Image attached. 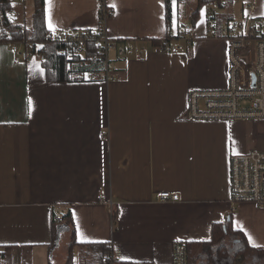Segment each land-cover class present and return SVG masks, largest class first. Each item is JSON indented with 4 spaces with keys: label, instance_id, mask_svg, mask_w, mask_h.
<instances>
[{
    "label": "crops",
    "instance_id": "0c3cea01",
    "mask_svg": "<svg viewBox=\"0 0 264 264\" xmlns=\"http://www.w3.org/2000/svg\"><path fill=\"white\" fill-rule=\"evenodd\" d=\"M105 1L108 36L132 46L113 53L118 81L49 82L21 42L0 44V264H66L74 239L79 264L94 261L93 244L112 245L123 264H173L176 243L211 241L230 216L249 247L264 249V208L232 203L230 189L231 156L264 151V120L187 116L192 90L227 85L222 28L264 20V0L210 3L195 23L173 0L170 29L166 0ZM99 8L100 0H45L47 30L96 31ZM188 24L190 46L159 49ZM163 192L180 200L161 202ZM69 211L68 252L63 242L54 251V215Z\"/></svg>",
    "mask_w": 264,
    "mask_h": 264
},
{
    "label": "built area",
    "instance_id": "2783aa9c",
    "mask_svg": "<svg viewBox=\"0 0 264 264\" xmlns=\"http://www.w3.org/2000/svg\"><path fill=\"white\" fill-rule=\"evenodd\" d=\"M255 8L254 4L249 6L250 12ZM112 15L113 10L107 6L106 1L100 0L99 28L96 31L48 32V39L65 45L66 48L57 53L71 60L74 55L86 56L87 45H94L98 48V60L104 64L103 70L94 73L95 80L106 83L118 81L120 73L111 52L118 57H124L132 50V46L128 40L115 41L108 36L106 24ZM208 22L210 26L216 23L213 18ZM192 31L193 26L186 25L179 34L160 41L159 49L165 52H179L181 43L191 45ZM221 36L227 41V85L218 89L192 90L187 116L194 121L264 120V20H233L222 28ZM26 56L41 62L45 59L43 54L32 50L27 51ZM230 189L232 203L253 204L264 208V151L253 150L231 156ZM100 199L107 201L106 195H101ZM159 200L179 201L180 195L163 192L159 195ZM109 204L112 206V203ZM102 264H122L112 245ZM173 264H188L186 243L175 244Z\"/></svg>",
    "mask_w": 264,
    "mask_h": 264
},
{
    "label": "trees",
    "instance_id": "16d2710c",
    "mask_svg": "<svg viewBox=\"0 0 264 264\" xmlns=\"http://www.w3.org/2000/svg\"><path fill=\"white\" fill-rule=\"evenodd\" d=\"M172 1L166 0V20L168 29L172 24ZM186 0H177L183 4ZM198 8L192 15V22L198 19L201 9L210 3H222L223 0H197ZM15 7L13 0H0V44L6 42H21L24 48L35 53L43 54L42 61L46 72V79L49 82L65 83L95 80L94 73L103 70V63L98 60V48L94 45L88 46L86 56L74 55L73 59L67 56L58 55V51L66 46L55 43L48 39V30L45 18V0H34V12L30 27L19 22L13 13ZM91 32V31H85ZM169 39L171 36L168 37ZM160 45V41L156 43ZM61 215V216H60ZM54 215L52 225L54 243H59L62 235L74 228L72 214L69 211L65 214ZM59 220H58V219ZM232 216L225 223L214 225L213 238L203 243H186L188 251V264H245L253 254L264 258V249H253L249 247L246 239L233 227ZM117 220V214L114 213ZM231 241V244L229 243ZM79 245L74 239L68 253L66 264H74V248ZM93 262L90 264H102L105 255L110 251L109 244L87 245ZM86 264V263H85ZM123 264V263H122Z\"/></svg>",
    "mask_w": 264,
    "mask_h": 264
},
{
    "label": "rangeland",
    "instance_id": "374dc122",
    "mask_svg": "<svg viewBox=\"0 0 264 264\" xmlns=\"http://www.w3.org/2000/svg\"><path fill=\"white\" fill-rule=\"evenodd\" d=\"M14 1L19 3L21 5V7H17L15 9L13 16L19 15V12H20V14H22V17H21V19L19 18V20L21 22L25 23L29 27L31 22H32V14L34 12V0H14ZM182 5H183L182 9H188V10H191L192 12H195L198 8V1L197 0H186ZM183 13H185V12H183ZM184 21L186 22V19H184ZM111 54L113 56V51L111 52ZM61 242L64 243L63 249L66 250V252H68V248H69V245L71 243L70 234H68V232H66L61 237L60 242L58 243L57 246H55L54 251L57 248H60V246H61V248L63 247L62 245H60ZM229 243L232 246L231 241H229ZM79 263H80L79 255L77 254V252H75L74 253V264H79ZM246 263L264 264V258L257 257L253 254L252 256H250L248 258Z\"/></svg>",
    "mask_w": 264,
    "mask_h": 264
},
{
    "label": "snow or ice",
    "instance_id": "6c2138e0",
    "mask_svg": "<svg viewBox=\"0 0 264 264\" xmlns=\"http://www.w3.org/2000/svg\"><path fill=\"white\" fill-rule=\"evenodd\" d=\"M48 2H49V4L51 3V0H48ZM115 5H113V7H114ZM49 29L50 30H52V31H55V28H54V26H53V24L51 23V18L49 17ZM239 230H244L243 228H240ZM245 235H247L248 236V240H249V243H252V245L254 246V247H256L257 245L255 244V242L253 241V238L251 237V235L250 234H248L246 231H245Z\"/></svg>",
    "mask_w": 264,
    "mask_h": 264
},
{
    "label": "water",
    "instance_id": "95a60500",
    "mask_svg": "<svg viewBox=\"0 0 264 264\" xmlns=\"http://www.w3.org/2000/svg\"><path fill=\"white\" fill-rule=\"evenodd\" d=\"M254 81H255V77H253Z\"/></svg>",
    "mask_w": 264,
    "mask_h": 264
}]
</instances>
